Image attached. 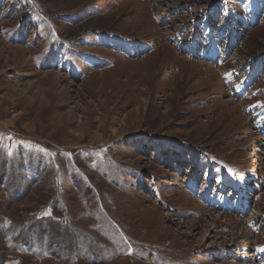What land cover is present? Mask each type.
Listing matches in <instances>:
<instances>
[{"label":"rangeland","instance_id":"obj_1","mask_svg":"<svg viewBox=\"0 0 264 264\" xmlns=\"http://www.w3.org/2000/svg\"><path fill=\"white\" fill-rule=\"evenodd\" d=\"M0 264H264V0H0Z\"/></svg>","mask_w":264,"mask_h":264},{"label":"bare ground","instance_id":"obj_2","mask_svg":"<svg viewBox=\"0 0 264 264\" xmlns=\"http://www.w3.org/2000/svg\"><path fill=\"white\" fill-rule=\"evenodd\" d=\"M194 49H196V47L194 48V47L191 46V48H189V50H194ZM214 53H215V52H214ZM208 56H209V57H212V56H213V53L208 54Z\"/></svg>","mask_w":264,"mask_h":264}]
</instances>
